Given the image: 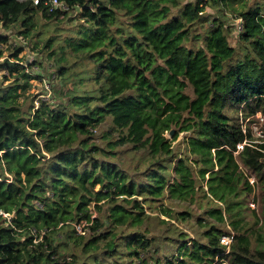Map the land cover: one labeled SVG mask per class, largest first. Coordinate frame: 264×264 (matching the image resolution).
Returning <instances> with one entry per match:
<instances>
[{
  "label": "trees",
  "instance_id": "16d2710c",
  "mask_svg": "<svg viewBox=\"0 0 264 264\" xmlns=\"http://www.w3.org/2000/svg\"><path fill=\"white\" fill-rule=\"evenodd\" d=\"M50 2L0 0L27 37L80 18L44 37L63 90L30 110L37 76L0 32V264H264V0Z\"/></svg>",
  "mask_w": 264,
  "mask_h": 264
},
{
  "label": "rangeland",
  "instance_id": "374dc122",
  "mask_svg": "<svg viewBox=\"0 0 264 264\" xmlns=\"http://www.w3.org/2000/svg\"><path fill=\"white\" fill-rule=\"evenodd\" d=\"M208 1H211V0H208ZM255 1H261V0H252V3ZM166 3L172 5V3L170 2H166ZM240 4H241L240 1H236L232 7H229V9L226 10V13L229 15V17L232 16L233 14L232 8H240L241 6ZM205 6H206L205 7L206 13H209L212 16L211 21H210L211 23L213 18L218 17V11L215 8V6L212 5V3H208ZM171 9H172L173 14H176L181 8L178 6H172ZM78 13H79L78 10H71L64 17L63 15H61L60 19H47L45 17H42L40 19L41 21L40 27L38 26L39 28H36V30L31 34V36H28V37L20 33L19 31L20 27L13 25L10 28H7L6 26L2 25V23H0V32L9 36L8 42L1 44V46L4 49V55L1 59L6 58L7 56H11V54L15 52L16 46L23 45L24 49L19 54L28 63L30 62L32 63V68L34 69L33 72L37 76L36 78L34 77L30 79L31 86L27 90V93H26L28 95L27 101H26L27 103L25 104L26 110H30L32 108L33 103L35 104V108L38 106V101H37L38 98L35 97L37 93L46 92L47 94H45L44 97L47 98L51 92L60 93L63 90L61 88L60 77H57L54 75V71H55L54 60L48 56L49 47H46L44 43V37L46 35H50V32H52V30H54L56 27L59 30H61L63 35L70 33L69 30L72 28H76V26L80 22ZM120 19L123 22L127 21V17L123 15L120 16ZM235 29L237 28L233 29L232 42H235L237 40ZM11 58L13 59L14 57L11 56ZM1 72L2 71H0V75H1ZM3 72H7V69H4ZM8 82L9 81L7 80L5 84H7ZM42 96L43 95H40L39 97H42ZM21 100H23V98H21ZM256 117H257V120L252 123V129L256 137H261V136H264V128L262 126V122L264 123V117L261 115V112L257 113ZM167 134L171 136L173 133L171 134L169 132ZM184 136H185L184 133L181 132L178 136V139L175 140V144L178 148H184L185 146V142L183 141ZM164 203L167 205H170L172 210L173 209L181 210L184 207H186V204L184 203H176L175 201L169 200L166 198L164 199ZM251 205L252 207H254L255 203L252 202ZM148 209L150 210L149 207ZM163 216L168 217L165 214ZM178 222H179L178 225L188 230L189 228L188 223L186 222L183 223L180 221ZM193 224L196 229H199L196 223H193ZM189 232H191V236L195 235L194 231L190 230ZM172 235L173 237L178 236V234L176 235L174 233H172ZM156 247H157L159 254L162 256L163 260H165V256H169V253H170L169 257L173 258L174 254L179 251L177 244L173 243V248H172V246L169 243H167L166 240H163V239L156 241ZM150 263L160 264L158 262H155V263L150 262ZM222 264H228V263L223 261Z\"/></svg>",
  "mask_w": 264,
  "mask_h": 264
},
{
  "label": "built area",
  "instance_id": "2783aa9c",
  "mask_svg": "<svg viewBox=\"0 0 264 264\" xmlns=\"http://www.w3.org/2000/svg\"><path fill=\"white\" fill-rule=\"evenodd\" d=\"M39 2H40V0H33L34 4H37ZM57 7H62L63 9H66L68 6H67L65 0H51V2H50V10H53V9H55ZM231 240H232L231 237L227 236V235H223L222 238H221V241L223 243H227V244H229L231 242Z\"/></svg>",
  "mask_w": 264,
  "mask_h": 264
},
{
  "label": "clouds",
  "instance_id": "9594fccd",
  "mask_svg": "<svg viewBox=\"0 0 264 264\" xmlns=\"http://www.w3.org/2000/svg\"><path fill=\"white\" fill-rule=\"evenodd\" d=\"M232 239V238H231ZM222 242V241H221ZM231 243V242H230ZM230 243L229 244H227V243H225V244H227L228 246L230 245Z\"/></svg>",
  "mask_w": 264,
  "mask_h": 264
},
{
  "label": "water",
  "instance_id": "95a60500",
  "mask_svg": "<svg viewBox=\"0 0 264 264\" xmlns=\"http://www.w3.org/2000/svg\"><path fill=\"white\" fill-rule=\"evenodd\" d=\"M171 134L173 133V130H171V132H170Z\"/></svg>",
  "mask_w": 264,
  "mask_h": 264
}]
</instances>
